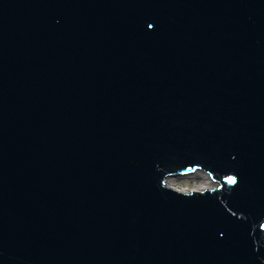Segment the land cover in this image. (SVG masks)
<instances>
[{"label":"water","instance_id":"water-1","mask_svg":"<svg viewBox=\"0 0 264 264\" xmlns=\"http://www.w3.org/2000/svg\"><path fill=\"white\" fill-rule=\"evenodd\" d=\"M0 264H264V0H0Z\"/></svg>","mask_w":264,"mask_h":264},{"label":"rangeland","instance_id":"rangeland-1","mask_svg":"<svg viewBox=\"0 0 264 264\" xmlns=\"http://www.w3.org/2000/svg\"><path fill=\"white\" fill-rule=\"evenodd\" d=\"M196 185H200V181L189 176H181L172 179V187L181 191L193 190Z\"/></svg>","mask_w":264,"mask_h":264},{"label":"bare ground","instance_id":"bare-ground-1","mask_svg":"<svg viewBox=\"0 0 264 264\" xmlns=\"http://www.w3.org/2000/svg\"><path fill=\"white\" fill-rule=\"evenodd\" d=\"M190 177L200 181V185H196L193 190H205L215 186L211 178L204 173L198 172L194 175H190ZM169 185H172V180L169 182Z\"/></svg>","mask_w":264,"mask_h":264},{"label":"snow or ice","instance_id":"snow-or-ice-1","mask_svg":"<svg viewBox=\"0 0 264 264\" xmlns=\"http://www.w3.org/2000/svg\"><path fill=\"white\" fill-rule=\"evenodd\" d=\"M227 182L229 184H236L237 183V180L235 179V177H229Z\"/></svg>","mask_w":264,"mask_h":264}]
</instances>
